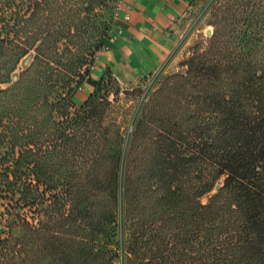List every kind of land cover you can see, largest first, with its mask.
I'll return each mask as SVG.
<instances>
[{"label": "trees", "instance_id": "1", "mask_svg": "<svg viewBox=\"0 0 264 264\" xmlns=\"http://www.w3.org/2000/svg\"><path fill=\"white\" fill-rule=\"evenodd\" d=\"M65 2L83 21L77 58L58 62L41 43L0 89L12 149L0 196L37 217L24 232L56 240L60 223L78 224L76 250L51 243L55 264H264V0H210L211 36L144 97L126 137L95 95L72 100L79 78L100 84L89 65L110 38L93 41L105 0ZM18 49L11 70L29 52Z\"/></svg>", "mask_w": 264, "mask_h": 264}, {"label": "rangeland", "instance_id": "2", "mask_svg": "<svg viewBox=\"0 0 264 264\" xmlns=\"http://www.w3.org/2000/svg\"><path fill=\"white\" fill-rule=\"evenodd\" d=\"M116 1L105 0L103 5L95 7L97 18L94 22L97 26L93 41L96 46L108 40L112 33ZM209 1L194 0L191 8L176 26L179 42L174 50V62L167 69L157 70L149 76L136 79L118 70L107 68L99 77L100 84L94 86L84 100L77 99V93L85 92L84 85L87 83L85 75L73 86V102L80 106L95 95L94 99L98 100L99 107L106 109L105 123L108 127L120 131L125 137L128 136L133 129L136 112L144 97L158 88L162 76L173 72H184L186 67L182 63L191 55L193 46L205 42L211 36L214 28L210 24ZM74 2L70 1L72 8L76 6ZM65 5V0H0V89L7 87L9 81L15 82L18 79L20 72L34 59L33 47L41 43L55 47L51 55L58 62H68L77 58L83 36V21L77 18L71 21L66 18L63 10ZM53 15L55 17L51 19ZM13 47L17 49L15 55L11 51ZM18 47L21 51L28 48L29 52L20 58L16 69L11 70L9 66L14 64L18 54L20 55ZM98 53L99 51L96 55ZM7 62L10 63L6 66ZM91 65H89L90 72L93 70ZM8 142L0 144L2 154L12 151ZM30 147L33 152L37 151L35 144ZM33 166L35 167L34 164L30 165L32 169ZM13 168L16 169V166L11 165V169ZM0 171H5V166L0 164ZM204 200L206 201V197ZM0 215L8 231L5 239L0 241V264H55L58 254L56 248L52 247V242L59 246L69 243L74 250L78 247L80 235L76 223L65 226L60 223L56 240L50 238L52 235H45V238H42L37 233L26 234L23 218L27 217L34 223L38 220L33 212L20 208L16 198L0 196ZM69 238L73 240L69 241Z\"/></svg>", "mask_w": 264, "mask_h": 264}, {"label": "crops", "instance_id": "3", "mask_svg": "<svg viewBox=\"0 0 264 264\" xmlns=\"http://www.w3.org/2000/svg\"><path fill=\"white\" fill-rule=\"evenodd\" d=\"M123 1L122 16L129 13L130 20L114 21V25L123 26V34L116 41L109 39L99 53L90 73L93 80H98L107 68L136 79L167 69L174 62L179 42L175 28L194 0ZM93 88L87 82L85 92L77 93L76 98L84 100Z\"/></svg>", "mask_w": 264, "mask_h": 264}, {"label": "built area", "instance_id": "4", "mask_svg": "<svg viewBox=\"0 0 264 264\" xmlns=\"http://www.w3.org/2000/svg\"><path fill=\"white\" fill-rule=\"evenodd\" d=\"M125 7V2L123 0H117L115 7H114V19L122 18L124 21L130 20V14L126 13L125 15L122 16V11ZM123 34V26L121 25H114V28L112 30V33L110 34V40L111 41H116L121 35ZM106 46H104L105 48ZM103 49V48H102ZM99 50V53L101 50ZM99 53L96 55V58L98 57ZM96 62V61H94ZM95 64H92V68H94ZM7 226L0 215V239H4L7 236Z\"/></svg>", "mask_w": 264, "mask_h": 264}]
</instances>
